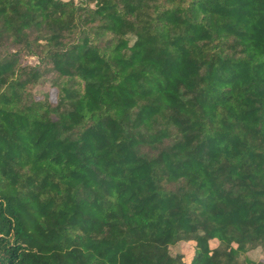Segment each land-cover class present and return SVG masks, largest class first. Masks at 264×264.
<instances>
[{
	"label": "trees",
	"instance_id": "trees-1",
	"mask_svg": "<svg viewBox=\"0 0 264 264\" xmlns=\"http://www.w3.org/2000/svg\"><path fill=\"white\" fill-rule=\"evenodd\" d=\"M0 264H264V0H0Z\"/></svg>",
	"mask_w": 264,
	"mask_h": 264
},
{
	"label": "rangeland",
	"instance_id": "rangeland-1",
	"mask_svg": "<svg viewBox=\"0 0 264 264\" xmlns=\"http://www.w3.org/2000/svg\"><path fill=\"white\" fill-rule=\"evenodd\" d=\"M29 61L30 64L34 65L37 63V59L35 57H28L27 59ZM44 87L45 86H42L39 88V90L37 91V93L39 94L40 92H42L44 90ZM46 89L48 88L47 85L45 87ZM54 98V97H53ZM191 246L190 245H187V244H178V245H175V246H172L171 247V252L172 254H179L181 253L182 251L184 250H188L187 252H189V250L191 251ZM246 257H248L249 259H252V260H260V259H263V254L261 252L260 249H257V250H253L251 252H249Z\"/></svg>",
	"mask_w": 264,
	"mask_h": 264
}]
</instances>
